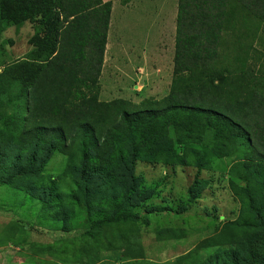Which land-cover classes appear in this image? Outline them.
I'll list each match as a JSON object with an SVG mask.
<instances>
[{
  "label": "trees",
  "instance_id": "obj_1",
  "mask_svg": "<svg viewBox=\"0 0 264 264\" xmlns=\"http://www.w3.org/2000/svg\"><path fill=\"white\" fill-rule=\"evenodd\" d=\"M111 5L0 0V31L34 25L31 55L0 71V120L9 129L0 152L29 154L26 169L41 150L69 160L80 152L90 175L124 149L118 170L132 178L136 159L186 164V152L203 146L235 157L230 175L264 184V0H177L168 90L138 101L99 96ZM13 102L22 106L5 112ZM260 247H250L249 264H264Z\"/></svg>",
  "mask_w": 264,
  "mask_h": 264
},
{
  "label": "rangeland",
  "instance_id": "obj_2",
  "mask_svg": "<svg viewBox=\"0 0 264 264\" xmlns=\"http://www.w3.org/2000/svg\"><path fill=\"white\" fill-rule=\"evenodd\" d=\"M125 3L113 0L99 96L160 97L171 76L177 0ZM18 31L3 23L0 71L31 55ZM8 132L0 120V138ZM198 147L186 164L136 159L132 178L118 170L124 149L90 175L80 152L69 160L41 150L27 169L29 154L0 152V264H249L251 246L263 251L264 184L230 175L235 157ZM196 157L204 158L199 166Z\"/></svg>",
  "mask_w": 264,
  "mask_h": 264
},
{
  "label": "crops",
  "instance_id": "obj_3",
  "mask_svg": "<svg viewBox=\"0 0 264 264\" xmlns=\"http://www.w3.org/2000/svg\"><path fill=\"white\" fill-rule=\"evenodd\" d=\"M106 1V0H104ZM112 5H111V13H112V9H113V0H110ZM129 0H127V3L125 4H128ZM111 13H110V16H111ZM109 24H110V21H109ZM109 27V26H108ZM18 30H24V36L26 39H28V37H30L33 32H34V25H33V22H29V21H25L19 28H16V32L19 33ZM108 32V31H107ZM29 45V44H28ZM30 47V46H29ZM28 47V48H29ZM106 48V47H105ZM104 55H105V52H104Z\"/></svg>",
  "mask_w": 264,
  "mask_h": 264
}]
</instances>
